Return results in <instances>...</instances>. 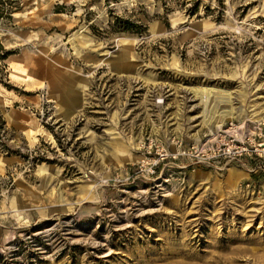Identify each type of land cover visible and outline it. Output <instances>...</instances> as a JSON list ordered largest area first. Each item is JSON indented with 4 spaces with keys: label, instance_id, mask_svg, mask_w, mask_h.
I'll return each mask as SVG.
<instances>
[{
    "label": "rangeland",
    "instance_id": "rangeland-1",
    "mask_svg": "<svg viewBox=\"0 0 264 264\" xmlns=\"http://www.w3.org/2000/svg\"><path fill=\"white\" fill-rule=\"evenodd\" d=\"M0 40V264H264L253 160L148 167L256 136L264 0H0Z\"/></svg>",
    "mask_w": 264,
    "mask_h": 264
},
{
    "label": "built area",
    "instance_id": "built-area-1",
    "mask_svg": "<svg viewBox=\"0 0 264 264\" xmlns=\"http://www.w3.org/2000/svg\"><path fill=\"white\" fill-rule=\"evenodd\" d=\"M258 132L253 138L238 142L234 139L223 142L218 148L211 146H192L189 150L182 147V142L176 140V149L170 151L154 137H148V167L152 173L156 168L167 160H177L180 156L186 155L193 161L199 162L213 161L217 158H227L232 161L246 165L253 160L251 172L264 171V121L257 126Z\"/></svg>",
    "mask_w": 264,
    "mask_h": 264
},
{
    "label": "trees",
    "instance_id": "trees-1",
    "mask_svg": "<svg viewBox=\"0 0 264 264\" xmlns=\"http://www.w3.org/2000/svg\"><path fill=\"white\" fill-rule=\"evenodd\" d=\"M10 54H11V52L5 49L3 43L0 40V73L2 72L1 68H4V66H5L3 61L6 60L10 56ZM0 81H2L1 76H0Z\"/></svg>",
    "mask_w": 264,
    "mask_h": 264
}]
</instances>
